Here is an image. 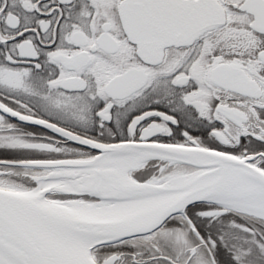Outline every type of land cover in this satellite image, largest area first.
I'll use <instances>...</instances> for the list:
<instances>
[{"label": "snow or ice", "instance_id": "6c2138e0", "mask_svg": "<svg viewBox=\"0 0 264 264\" xmlns=\"http://www.w3.org/2000/svg\"><path fill=\"white\" fill-rule=\"evenodd\" d=\"M0 264H264V0H0Z\"/></svg>", "mask_w": 264, "mask_h": 264}]
</instances>
